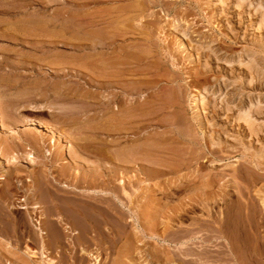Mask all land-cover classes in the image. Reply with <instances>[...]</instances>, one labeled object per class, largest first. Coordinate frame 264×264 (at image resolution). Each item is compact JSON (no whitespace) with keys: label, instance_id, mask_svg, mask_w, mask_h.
<instances>
[{"label":"rangeland","instance_id":"obj_1","mask_svg":"<svg viewBox=\"0 0 264 264\" xmlns=\"http://www.w3.org/2000/svg\"><path fill=\"white\" fill-rule=\"evenodd\" d=\"M263 21L264 0H0V191L17 199L34 176L113 168L136 193L129 205L118 181L99 184L121 214L96 230L80 222L99 264H114L127 237L136 264H264ZM117 108L135 117L114 134ZM133 145L168 166L123 171L98 152Z\"/></svg>","mask_w":264,"mask_h":264},{"label":"bare ground","instance_id":"obj_2","mask_svg":"<svg viewBox=\"0 0 264 264\" xmlns=\"http://www.w3.org/2000/svg\"><path fill=\"white\" fill-rule=\"evenodd\" d=\"M119 109L120 108H117V110L114 111V113H112V115L109 117L110 123L108 121V123L110 124V128H112L109 131L114 134L120 131L123 124L126 123V118L128 120V118L135 117V115H132V116L125 115L126 118H121L117 116V114L120 111ZM248 118H249L248 116H245L244 118L246 120L245 122L249 120ZM40 125H41L40 128H42V130L45 133L49 134L48 136L50 137L49 145H50V148L51 149L53 148L54 150L55 145H56L55 142L57 140L63 141V137L60 134L55 133V131L52 128H49L42 124ZM2 129H3V126L0 124V134L2 133ZM109 136H112V135L109 134ZM61 145H62L61 147L63 149L64 156H67L68 154L69 156L68 159H71L72 157L70 156L71 149L68 150L69 144L63 141ZM138 146L133 145V147H138ZM146 146H144V148L139 146L138 149L130 148L128 150H124L119 153H112V152L110 153L111 150L107 151L106 153L104 149H101V152L100 150H98V152L99 154L102 155V159L106 157V154H109L113 159H115L117 163L121 164V165L119 164L118 165L124 168L123 171H127L129 169L128 165H131L132 167L135 166L136 164L138 165V162L140 160L144 162V165L148 164V165H153L156 167L166 168L168 165L166 166V163L162 161L163 159L160 160L159 158L161 157H158V156H156L157 157L156 159V157L154 156L155 154L153 152V149H151L150 147L146 148ZM51 149H48L46 151V156L51 155ZM60 154L59 156H61ZM24 156H25V159L29 163L32 164L34 162V157L32 156V153L24 154ZM59 156L57 157L55 156L56 162L61 161ZM1 157H2V150L0 147V170H1L0 181L4 179L3 170L5 168L4 167L5 163ZM139 157L141 158L139 159ZM61 164L64 165L65 162H62ZM58 165H60V163ZM109 166L112 167L111 164ZM62 168L63 169L61 171L56 172L55 174L50 173V174L42 175L39 178L37 176L32 177L31 179L32 185L30 186V188L26 190L27 195H23L17 199L12 198L13 195L9 193V187H6L5 189L0 191V264H82V263L84 264L86 262V261L83 262V260L85 259V256H89L93 258L94 260L93 264L100 263V261L98 260V256H94L93 254H90L91 253L90 251L89 253H87L88 250L86 249H88V247L91 246V244L90 242L87 241L86 236L88 235V232L90 234V232L92 231L91 229L86 231L84 230V228H81L83 226L82 224H80V222H85V223L89 222L91 223V226H93L92 225V222H93V224L94 223L96 224L94 225L96 226L95 228L96 230L98 228L97 225L102 223V220L108 219L106 221L110 220L111 222H113L112 224H115V222L119 221V220H116V215L118 217V215H121V214H119V212L116 210L117 207L110 205L107 197H104V195L114 193L113 191H115V189H112L111 192L109 193L107 190H109L110 188L107 189L105 186H104L105 188L99 187V184H101L102 182L111 184L114 181H118V183L117 182L116 183L121 185L119 186L121 187L122 194L126 197L125 199L129 202V205L133 203L134 198L132 199L131 195L135 191L134 190L135 188L133 189L134 190L133 192H132V189H130L132 193L130 191L129 193L128 190L126 192V185L129 184L130 182L129 181L128 183H126L125 181V179L129 180L128 176L122 173L121 174L122 176L120 177V179L119 178L117 179V174L113 173L114 171L113 168H111L112 174H110L111 173L110 172L104 175H87V174L79 175L77 171L75 173L74 172L69 173L68 171L69 169L66 170L64 169L65 167H62ZM108 168L109 167H107V169ZM134 169L135 168L130 169V170H134ZM146 171H147V175L145 176L147 178L154 179L156 175L155 169H153L152 167L151 168L147 167ZM16 182L18 183L19 181L17 180ZM127 189L129 188L127 187ZM104 204L106 205V207L101 206ZM123 206L125 205L123 204ZM16 214H19L20 216L21 215L22 216L24 215V216L23 217L21 216L22 219L18 218V220H16L15 218H13V216L15 217ZM71 218H73L74 221L75 220L77 221V222H74L76 223V226H74V224L69 220ZM119 218L120 220L122 219V221H124L123 217L120 216ZM99 219H102V220L100 221ZM77 223L79 224V227ZM28 224L30 227L29 230L21 229L22 227ZM252 229L254 230L255 228H252ZM244 231L245 230L241 228V233H239V236H241L242 232ZM218 238L222 239V236ZM5 239L6 241L7 239H9L12 242L13 246H10L11 248L6 247L9 244L8 242L5 241ZM165 239H163L164 242H165ZM4 242L7 244H4ZM134 243L135 242L132 237L126 238V242H124L121 246L122 252L118 254L119 258L117 259L119 260L117 261L116 259V262L114 264H136L134 258L132 257L133 255L132 252L127 253L128 250L133 249ZM97 244L95 245L97 246ZM162 244H165V243H162ZM182 244L183 242L179 246H181ZM78 247L80 249H78ZM52 254L56 255V260L54 259V256ZM143 263L150 264V260L143 258Z\"/></svg>","mask_w":264,"mask_h":264}]
</instances>
